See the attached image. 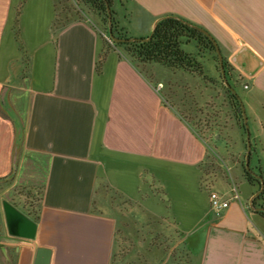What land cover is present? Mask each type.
<instances>
[{"label":"crops","instance_id":"1","mask_svg":"<svg viewBox=\"0 0 264 264\" xmlns=\"http://www.w3.org/2000/svg\"><path fill=\"white\" fill-rule=\"evenodd\" d=\"M119 2L116 20L130 37H144L158 17L176 15L216 40L230 81L242 89L249 164L264 176V0ZM56 6L0 0V188L39 192L33 240L11 237L0 211V247L11 264H34L38 247L50 250V264H122L112 259L123 231L121 206L145 225L164 220L163 249L138 252L126 264H165L174 246L180 250L173 264H264V217L249 208L253 188L243 171L202 187L206 143L172 87L177 76L205 82L181 69L134 64L117 49L98 73L101 18L92 12L58 25ZM200 60L214 77L211 54ZM163 72L172 74L171 103L160 90L169 79ZM243 147H236L233 164L245 158ZM238 179L239 198L217 216L210 191L229 194ZM168 241L174 243L166 252Z\"/></svg>","mask_w":264,"mask_h":264},{"label":"rangeland","instance_id":"2","mask_svg":"<svg viewBox=\"0 0 264 264\" xmlns=\"http://www.w3.org/2000/svg\"><path fill=\"white\" fill-rule=\"evenodd\" d=\"M119 1L120 0L114 1L113 9L115 11L121 8ZM56 2L58 25L78 17L86 18V16L92 14V10L89 6L85 5L82 0H56ZM102 26L101 29L103 31ZM133 28L134 27H132V29ZM102 37L104 38L105 34L102 35ZM131 38L139 37L131 36ZM183 48L185 51L190 52L191 50H195L196 46L191 42L184 45ZM153 65L158 67L161 64L153 63ZM164 69L167 70L166 68ZM206 73L209 74V72ZM214 74L215 76L213 78L219 79L217 70ZM158 76L159 75H155V77ZM161 76L163 79L169 78L166 82H164V80L162 81L163 84L160 90L167 93L171 103L172 74L163 72ZM194 77L200 79L196 75H194ZM236 88L237 93L239 92L238 94L242 95V89L239 86ZM172 92L176 97L175 100H178L176 102H181L186 107L184 109L181 108L182 114H186L185 116L190 120L194 130L206 143L207 160L203 166L204 182L209 186L217 187L219 183L226 184V179L232 177L236 178L235 176L242 170L241 163L244 161L241 156V159L233 164V161H235L236 147L238 148L239 144H241V148H244L243 143L245 145L246 138L243 133L240 135V128L237 125L235 113L230 106L231 104L227 95L220 88V85L212 83L203 84L200 80L177 76L176 82L172 87ZM251 165L249 164L250 167ZM239 181H241V179L235 181L238 187V193H240ZM8 185L9 184L5 183L1 185L0 188V191H3V193L0 194V211L2 210V200L8 197H11L15 203H18L24 209H37L38 202L35 200L36 198L34 195L37 196L35 191L31 194L27 193L26 189L11 187L12 185L7 187ZM152 188L156 194L160 195L161 200L165 202L161 187L154 184ZM118 209L121 213L120 226L123 231L119 233V237L117 238L120 246L118 248L119 251H117L116 263L126 264L137 261L139 257L137 254L138 252L144 254L146 250L154 248V246L160 245L163 249L164 220L152 218L149 220L150 223L145 225L139 223L137 219L135 220L133 217H130L129 209L127 211L124 206ZM139 230L141 232L138 234ZM173 243L174 241H168L166 252L169 251ZM179 250L180 249L174 246L173 249L168 252V258L165 264H173L172 260L176 256V253H179Z\"/></svg>","mask_w":264,"mask_h":264},{"label":"trees","instance_id":"3","mask_svg":"<svg viewBox=\"0 0 264 264\" xmlns=\"http://www.w3.org/2000/svg\"><path fill=\"white\" fill-rule=\"evenodd\" d=\"M115 0H108L110 4V13L112 18V33L115 37L118 38H125L129 39L131 38L127 31L119 25V22L116 20L117 13L113 9L114 8V2ZM82 2L89 6V8L97 14L102 22L103 25V32L104 34H107L106 26L108 24V16L106 11V4L104 0H82ZM170 16V15H167ZM176 16V15H173ZM180 17V16H179ZM182 18V17H181ZM185 19V18H183ZM187 21V20H185ZM190 22V21H188ZM192 23V22H191ZM195 24V23H193ZM199 26V25H198ZM193 42L196 46L195 52H187L184 50V45H187L189 43ZM215 46L213 43L203 35L200 31L197 30V28L188 26L185 24V22H182L181 20L174 18V17H168L160 20L158 22L157 28H155L153 35L150 40H135V41H120V42H112L110 38L104 37L103 38V45L101 52L98 56L96 69L98 73H101L102 71V64H104L105 59L107 57L108 52L112 50H118L119 54L123 57L128 58L129 61H131L134 64L139 63H157L165 66L169 69H181L183 72L193 74L198 76L202 79L205 83H212L215 85H220V88L225 92L227 95L230 106L232 107L235 116L238 121V127L242 131L243 135L245 136V128H244V122L241 115L240 110V103L236 95L232 94L224 85L221 74L219 71V65H218V59L217 55L215 53ZM208 53L211 54L212 58L216 62V70L219 73V79H215L213 77H210L206 74L204 70V65L202 61L200 60V57L204 54ZM224 62V68H225V74L228 78V80L231 79L230 77V70L229 65L223 58ZM235 88V85L232 84ZM242 171H243V177L245 180L252 186L253 192L259 190L260 188V182L255 175H253L251 172L247 171L243 166V161L241 163ZM252 170H254L251 167ZM255 171V170H254ZM259 175L263 177V183H264V176L262 175L259 168H257V171H255ZM13 173H15V170H13ZM202 187L208 189L209 185L204 182L202 179ZM27 190V189H26ZM27 193H31V190H27ZM37 196H35V200L38 202L39 200V192H36ZM33 194V193H31ZM33 196V198H34ZM16 207H18L22 212L30 216L34 221L38 220V213L37 209H24L21 207L18 203H13ZM253 204L257 208H264V187L261 193L253 199ZM258 214H260L262 217H264V211H256ZM118 239L117 243L115 245V251L112 252V259L115 260L117 256V251L119 247Z\"/></svg>","mask_w":264,"mask_h":264},{"label":"water","instance_id":"4","mask_svg":"<svg viewBox=\"0 0 264 264\" xmlns=\"http://www.w3.org/2000/svg\"><path fill=\"white\" fill-rule=\"evenodd\" d=\"M104 1L107 7L106 11H107V16H108V24L106 26V31H107V36L110 38L112 42H120V41H125V40H128V41L147 40L148 41L151 39L153 32L155 28H157L158 22L160 20L164 18H168V17H174V18L181 20L182 22H185V24H187L188 26L197 28L198 31L203 33V35L206 36L213 43V45L215 46L214 49L217 55L218 65H219L218 68L221 74L222 81L225 87L232 94L237 96L239 103H240L239 107H240L241 115H242L243 122H244L243 125L245 128V138H246V142H245L246 152H245V158L243 161V166L247 171L255 175V177H257L260 182L259 190H257L256 192L255 191L253 192L251 199H249L248 201V205H249V208L254 211H264V208H257L253 204V199H255L263 190L264 183H263V177L259 175L258 173H256L254 170H252L251 167L249 166L250 152H251V146H250L251 138H250V132L248 128V118L244 110L243 103L239 97V94L237 93L236 89L232 85L233 82L228 80L225 74V68H224L225 66L223 62V57L220 51V47L218 43L216 42V40L206 30H204L203 27L193 24L191 22L185 21V19L179 16H173V15H170V16L162 15L158 17L153 22L152 27L150 28L149 34L144 37L129 38V39L115 37L111 29L112 27V18H111V13H110L111 7H110L108 0H104ZM1 205H2V213L4 215V219H5V223L7 227L6 229L7 233L11 235V237H14V238L33 240L35 238V233L37 230V223L34 220H32L27 214L22 212V210H20L18 207L13 205L12 202L9 200L3 199L1 202ZM50 257H51V252L47 247H38V249H36V252H35L34 264H50ZM0 258L4 262V264H11L10 258H9V255L7 253V249L5 246L0 247Z\"/></svg>","mask_w":264,"mask_h":264},{"label":"built area","instance_id":"5","mask_svg":"<svg viewBox=\"0 0 264 264\" xmlns=\"http://www.w3.org/2000/svg\"><path fill=\"white\" fill-rule=\"evenodd\" d=\"M105 37L109 38L107 34H105ZM160 86L161 85H159V87ZM208 198L211 210L217 216H220V214L229 206V203L232 199L239 198V193L236 185L232 183L230 185L229 194L214 190L210 191Z\"/></svg>","mask_w":264,"mask_h":264}]
</instances>
